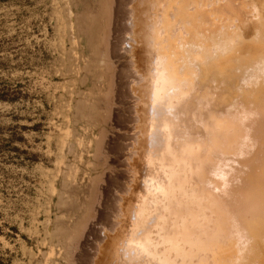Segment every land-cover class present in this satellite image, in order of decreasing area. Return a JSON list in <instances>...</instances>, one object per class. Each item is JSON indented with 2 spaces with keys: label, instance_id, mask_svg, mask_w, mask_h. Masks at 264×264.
Returning <instances> with one entry per match:
<instances>
[{
  "label": "bare ground",
  "instance_id": "1",
  "mask_svg": "<svg viewBox=\"0 0 264 264\" xmlns=\"http://www.w3.org/2000/svg\"><path fill=\"white\" fill-rule=\"evenodd\" d=\"M137 6L139 178L95 264H264V0Z\"/></svg>",
  "mask_w": 264,
  "mask_h": 264
},
{
  "label": "rangeland",
  "instance_id": "2",
  "mask_svg": "<svg viewBox=\"0 0 264 264\" xmlns=\"http://www.w3.org/2000/svg\"><path fill=\"white\" fill-rule=\"evenodd\" d=\"M139 1L0 0V264H95L123 222Z\"/></svg>",
  "mask_w": 264,
  "mask_h": 264
}]
</instances>
